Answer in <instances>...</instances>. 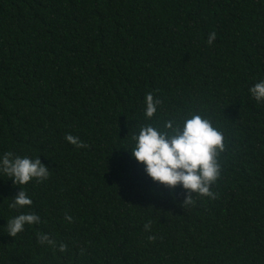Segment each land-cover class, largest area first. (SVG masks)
I'll return each instance as SVG.
<instances>
[{"label":"trees","instance_id":"1","mask_svg":"<svg viewBox=\"0 0 264 264\" xmlns=\"http://www.w3.org/2000/svg\"><path fill=\"white\" fill-rule=\"evenodd\" d=\"M260 79L264 0H0V154L49 168L0 174V264H264ZM189 113L223 134L215 199L153 182L129 152L140 126ZM19 190L30 207H9ZM26 212L40 222L9 236Z\"/></svg>","mask_w":264,"mask_h":264},{"label":"clouds","instance_id":"2","mask_svg":"<svg viewBox=\"0 0 264 264\" xmlns=\"http://www.w3.org/2000/svg\"><path fill=\"white\" fill-rule=\"evenodd\" d=\"M215 33H209L207 43L211 44ZM248 94L258 103L264 101V79L258 80L248 88ZM144 115L150 119L158 106L159 98L149 92L144 97ZM65 140L78 148L86 147L78 137L65 135ZM133 146L129 151L131 157L142 164L143 171L153 182L169 189L179 185L192 194L215 199L216 194L210 186L220 175L218 155L223 151V134L207 118L199 114L189 113L182 120L168 119L163 128L152 124L140 126L132 136ZM49 168L37 157L15 156L11 152L0 154V174L12 180L14 185H24L35 179L46 180ZM191 196L186 195L183 203L191 204ZM31 198L23 190H19L11 198L10 208L31 206ZM65 219L71 220L66 216ZM40 217L32 212L21 213L11 218L7 224V234L15 236L22 231L25 224L39 223ZM148 230L150 225H144ZM154 237L149 236L151 240ZM38 243L52 245L54 242L46 234H38ZM64 251L65 245L60 244Z\"/></svg>","mask_w":264,"mask_h":264}]
</instances>
